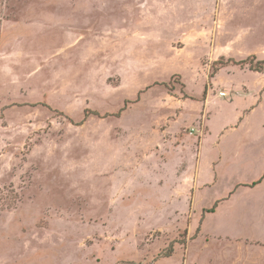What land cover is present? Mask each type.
Returning a JSON list of instances; mask_svg holds the SVG:
<instances>
[{"label": "rangeland", "instance_id": "1", "mask_svg": "<svg viewBox=\"0 0 264 264\" xmlns=\"http://www.w3.org/2000/svg\"><path fill=\"white\" fill-rule=\"evenodd\" d=\"M251 55L264 0H0V264H264Z\"/></svg>", "mask_w": 264, "mask_h": 264}, {"label": "crops", "instance_id": "2", "mask_svg": "<svg viewBox=\"0 0 264 264\" xmlns=\"http://www.w3.org/2000/svg\"><path fill=\"white\" fill-rule=\"evenodd\" d=\"M258 73H260V72H258ZM263 90H264V88H263ZM262 90V91H263ZM221 91H223L224 93H225V95L224 96H226L227 95V92L225 91V90H221ZM236 91H237V89H234V93H236ZM261 91V92H262ZM219 92V91H218ZM218 92H217V94H218ZM248 93V90H247V92L246 93H236V94H247ZM203 95H204V92H203ZM210 94H209V92L207 93V95L205 94L202 98H200L201 100V102H202V107L204 108L205 107V105L209 102V99H210ZM193 100H191V102H192ZM196 100H194L193 102H195ZM197 104V103H196ZM201 107V108H202ZM254 107L255 106H251L250 107V109L249 110H253L254 109ZM205 110V109H204ZM206 111V110H205ZM242 120V118H238V121L240 122ZM207 121H208V117L206 118V126H207ZM207 129H208V127H207ZM207 131V130H206ZM206 131H205V133H206ZM201 133H202V129H201ZM205 133H203L201 136H200V138L198 139L197 138V144L199 145V143L203 140V138L205 137ZM161 155H163V154H161ZM161 155H157V157H158V159H159V161H161L162 163L164 162V157H165V155H163V156H161ZM183 161V160H182ZM160 165V164H159ZM160 168V167H159ZM176 173V175L178 176V185L176 186V188H178L177 190L178 191H180L181 190V192L183 193V194H185V193H187V194H189L190 193V197H192V191L195 189V187L198 185V180H199V175H198V173H196V171H193V172H191V170L188 168V167H185V164L183 163V167H181V169H179V171H176L175 172ZM264 176V175H263ZM180 179H181V181H180ZM162 180L161 179H159V182H161ZM200 185H202V184H200ZM220 202V201H219ZM218 201H217V203H219ZM190 204V203H189ZM217 205V204H216ZM216 207V206H215ZM215 207L212 209V211H209V209H211V208H207V209H202V212H203V210H204V213H212V212H214V210H215ZM192 224V223H191ZM201 233V231H200V227H199V229H198V231H197V233H196V235L194 236V237H192L191 239H188L187 240V242L185 243V246H184V250H186V248H187V245H188V243H189V241H191L192 239H194L196 236H198L199 234ZM176 253L177 252H171V254L170 255H167L166 257H171V256H175L176 255ZM233 253H235V260H234V264H238L239 263V258L241 257V254H242V252H233ZM184 254V253H183ZM252 255V254H251ZM243 257H241V259H242ZM249 258V257H248ZM163 259V258H162ZM251 260H255V259H253V258H250ZM245 260H246V258H245ZM245 260H244V262H245ZM160 261V260H159ZM159 261H157L156 262V264H159ZM250 262V261H249ZM175 264H179V263H175ZM181 264H186V262H185V260L183 259L182 260V263ZM243 264V263H242ZM245 264H251V263H248V260H246V263Z\"/></svg>", "mask_w": 264, "mask_h": 264}, {"label": "trees", "instance_id": "3", "mask_svg": "<svg viewBox=\"0 0 264 264\" xmlns=\"http://www.w3.org/2000/svg\"><path fill=\"white\" fill-rule=\"evenodd\" d=\"M254 60V64H252L251 60ZM248 66L251 71L255 72H261L264 70V58L262 59H256L254 55H251V57L248 60ZM213 208L209 209V211H212Z\"/></svg>", "mask_w": 264, "mask_h": 264}, {"label": "built area", "instance_id": "4", "mask_svg": "<svg viewBox=\"0 0 264 264\" xmlns=\"http://www.w3.org/2000/svg\"><path fill=\"white\" fill-rule=\"evenodd\" d=\"M218 95H219V96H224L225 93H224L223 91H219V92H218Z\"/></svg>", "mask_w": 264, "mask_h": 264}]
</instances>
